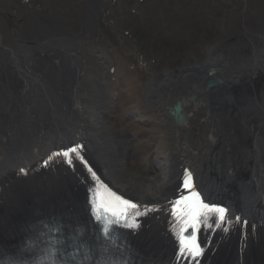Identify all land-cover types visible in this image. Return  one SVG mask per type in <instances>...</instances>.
Returning a JSON list of instances; mask_svg holds the SVG:
<instances>
[{
	"label": "bare ground",
	"instance_id": "obj_1",
	"mask_svg": "<svg viewBox=\"0 0 264 264\" xmlns=\"http://www.w3.org/2000/svg\"><path fill=\"white\" fill-rule=\"evenodd\" d=\"M176 9L184 12L180 4ZM219 9L208 13L221 21L218 29L191 27L194 48L143 52L122 32L149 43L145 18L134 15L135 27H122L121 0H0V240H18L37 211L55 207L87 219L80 203L95 186L92 178L77 176L73 189L52 170L54 182L46 178L50 171L31 194L21 189L24 174L82 145L80 154L100 179L142 213L145 205L172 206L187 195L190 172L193 191L227 209L221 224L238 228L240 264H264V0H224ZM112 67L115 87L105 74ZM210 67L220 68L229 86L205 97L189 91L199 76L180 75ZM192 95L188 122L178 125L167 106ZM137 223L133 239L159 257L170 240L154 236L144 214ZM203 248L201 261L232 264L233 249Z\"/></svg>",
	"mask_w": 264,
	"mask_h": 264
},
{
	"label": "snow or ice",
	"instance_id": "obj_2",
	"mask_svg": "<svg viewBox=\"0 0 264 264\" xmlns=\"http://www.w3.org/2000/svg\"><path fill=\"white\" fill-rule=\"evenodd\" d=\"M82 147V145H76L69 150L62 153H55L54 155L62 156L69 165L72 164L75 158L87 167L95 185L89 189V203L91 205L92 217L99 225V232L104 242L119 248V237L115 235L116 229L118 227L130 229L138 228L139 224L137 223V217L146 214L149 209L146 205L143 206L142 213L141 206L113 192L108 185L100 179L92 166L89 165L88 161L80 154ZM52 158L53 157L50 156L49 160H52ZM47 163L48 161H45V165H47ZM21 171L23 172L24 170L21 169ZM193 187L191 173L189 172L183 180V189L186 190L188 194L185 195L182 193L178 199L170 202L173 206L172 214L176 218L175 223L172 225L171 232L178 242L177 259L184 257L195 259L202 256L204 249L198 243L196 235L197 229L201 225L211 228L225 222L227 209L215 204L205 203L200 197V194L193 191ZM151 210L155 211L156 209L153 208ZM210 214L215 215V225L207 223L210 219ZM236 219L239 220L238 217ZM226 230L227 229H225V231ZM46 259H48L49 264H56L54 254H51ZM73 259H75L74 256ZM84 259H88L87 254ZM80 264H83V261H81ZM114 264H127V262L117 261L114 262Z\"/></svg>",
	"mask_w": 264,
	"mask_h": 264
},
{
	"label": "rangeland",
	"instance_id": "obj_3",
	"mask_svg": "<svg viewBox=\"0 0 264 264\" xmlns=\"http://www.w3.org/2000/svg\"><path fill=\"white\" fill-rule=\"evenodd\" d=\"M124 1L129 2L131 5L134 4V9L128 8ZM121 2L123 7L121 11L122 20H125V24H123L122 27H135L132 24L135 17L134 15L137 17L143 15L145 18L143 27L148 30L149 35L153 38L149 43L144 42L141 36L133 32L130 39L134 40L135 44L143 47L144 52L148 51L150 48L155 51L169 50V52H171L176 49L185 50L186 48H194V46L191 45L195 41L192 37V26L204 31L202 33L218 29L221 21L218 19L211 20L208 13L212 12L211 9L220 11L221 9L219 8L223 6L224 0H163L164 3L160 2V0H121ZM178 4L183 8L184 12L180 13V11L176 9ZM9 17L11 21H14L15 17L13 15ZM105 28L107 29V33L110 34V37L115 42H118L116 33L111 28ZM159 59L165 62L166 56H161ZM158 61L159 60L156 59L155 62H153V66L157 67ZM173 73L174 71L172 74ZM106 74L109 81L112 83V85L109 86L115 87L117 82L116 72ZM169 78L171 83H175V79H177L172 76ZM154 80L163 82L162 77L157 74ZM159 86L161 87V84Z\"/></svg>",
	"mask_w": 264,
	"mask_h": 264
},
{
	"label": "water",
	"instance_id": "obj_4",
	"mask_svg": "<svg viewBox=\"0 0 264 264\" xmlns=\"http://www.w3.org/2000/svg\"><path fill=\"white\" fill-rule=\"evenodd\" d=\"M219 82H223V79L222 78H219ZM215 85V81L214 80H211V82H210V86H214ZM186 104V102H178V104L176 105V106H174V107H170V111H171V113L173 114V115H177V112H179V111H182L183 112V108H182V106L183 105H185ZM185 118H186V116H185V113L183 112V123H185ZM176 119H177V121H179V118L176 116Z\"/></svg>",
	"mask_w": 264,
	"mask_h": 264
}]
</instances>
